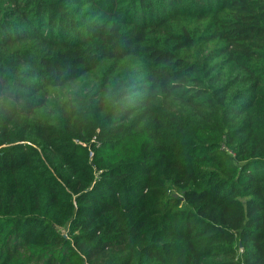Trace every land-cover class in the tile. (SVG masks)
<instances>
[{
  "label": "trees",
  "instance_id": "trees-1",
  "mask_svg": "<svg viewBox=\"0 0 264 264\" xmlns=\"http://www.w3.org/2000/svg\"><path fill=\"white\" fill-rule=\"evenodd\" d=\"M0 264H264V0H0Z\"/></svg>",
  "mask_w": 264,
  "mask_h": 264
}]
</instances>
